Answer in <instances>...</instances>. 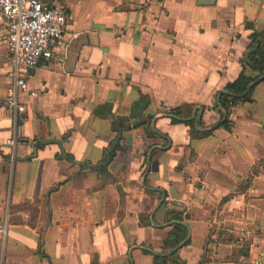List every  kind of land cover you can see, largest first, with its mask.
Instances as JSON below:
<instances>
[{
  "label": "crops",
  "instance_id": "0c3cea01",
  "mask_svg": "<svg viewBox=\"0 0 264 264\" xmlns=\"http://www.w3.org/2000/svg\"><path fill=\"white\" fill-rule=\"evenodd\" d=\"M43 1L67 6V31L53 58L28 72L16 122L5 106L12 80L0 16V264H155L173 210L188 216L189 243L178 251L186 264H264V80L231 108L230 129L194 136L184 118L167 116L190 105L203 107L204 127L221 120L218 94L243 72L264 0ZM82 34L89 42L67 71ZM142 95L150 104L132 117ZM157 116L166 138L151 128ZM8 204L38 213L12 218Z\"/></svg>",
  "mask_w": 264,
  "mask_h": 264
},
{
  "label": "built area",
  "instance_id": "2783aa9c",
  "mask_svg": "<svg viewBox=\"0 0 264 264\" xmlns=\"http://www.w3.org/2000/svg\"><path fill=\"white\" fill-rule=\"evenodd\" d=\"M0 16L8 28L9 76L12 80L5 106L16 122L22 109L20 94L29 92L28 72L41 62L53 58L67 31L68 8L65 5L52 6L43 0H0ZM19 143L16 135L7 140V144L12 147L11 165L15 163V151ZM6 226L7 222L0 228L3 240L7 234Z\"/></svg>",
  "mask_w": 264,
  "mask_h": 264
},
{
  "label": "trees",
  "instance_id": "16d2710c",
  "mask_svg": "<svg viewBox=\"0 0 264 264\" xmlns=\"http://www.w3.org/2000/svg\"><path fill=\"white\" fill-rule=\"evenodd\" d=\"M241 64L243 67V72L234 82L228 84L225 89L235 95L243 94L248 89L251 83H253L256 79L264 75V29L254 30L253 33L250 35V44L241 59ZM255 87L253 88L252 92L249 95L243 98L232 97L228 94L222 95L221 105L227 110L228 119L220 127H223L226 129L231 128L232 126V121L230 120L231 108L233 106L251 101V96H252V93ZM149 104H150V98L148 96L142 95L140 100L133 104L131 116L141 117V112L144 109H146L149 106ZM193 109H194V106L186 105L180 108H176L172 110L170 113L174 114L176 117H178L181 120L183 118L190 117ZM152 119L153 118L150 117L148 120L143 122V124L149 126ZM122 121L124 120L119 119V124L122 123ZM174 121H177V120L175 119ZM186 123L191 127V131L194 136H207L211 132V131H208V132L196 131L194 121H188ZM117 124H118V121L116 125ZM148 135L150 137H157V134L152 132L150 129L148 131ZM251 177H249L248 180H250ZM28 205L29 204H26L23 207L12 206L10 208V217L13 218L14 216L15 217L23 216V214L28 212V210H30L31 213L33 212V215L38 213L37 209H35L31 205L29 206ZM187 220H188V216L186 213L182 211H175V210L171 211L170 222H173V223L170 225V233L168 237L163 241L162 252L152 253L154 256L155 264H186L179 257V254H178L179 250H177L176 252L168 256H163V255L177 248L186 239L187 234H188V229L182 223ZM141 223L143 225L149 224L150 223L149 218L147 216H144V218L141 219ZM188 243L189 242H187L186 245Z\"/></svg>",
  "mask_w": 264,
  "mask_h": 264
},
{
  "label": "water",
  "instance_id": "95a60500",
  "mask_svg": "<svg viewBox=\"0 0 264 264\" xmlns=\"http://www.w3.org/2000/svg\"><path fill=\"white\" fill-rule=\"evenodd\" d=\"M217 0H199V5L201 6H211V5H214L216 3ZM89 39H90V36L89 35H85V34H82L81 36H79V38L73 40L70 44H69V47H68V52H67V62H66V70L67 71H71L75 64L77 63L78 59H79V54H80V51H81V48L84 44H86L87 42H89ZM264 80V75L259 77L258 79H256L253 83L250 84V86L248 87V89L243 93V94H240V95H235V94H232L230 91L228 90H222L219 94H218V98H217V105L221 111V114H222V118L221 120L217 123V124H214L212 126H209V127H204L203 126V123H202V114L204 112V109L203 107H196L194 109V112L192 114L191 117L189 118H184L183 120L184 121H194L195 122V130L198 131V132H208V131H212L218 127H220L223 123H225L228 119V112L227 110L221 105V97L222 95L224 94H228L232 97H238V98H243V97H246L247 95H249L253 88L260 82H262ZM167 116L171 117V118H174V119H179L178 117H176L174 114H168ZM159 117H155L151 123V128L152 130L155 132V133H158L159 135H161L162 137L166 138L165 136H163L162 134H160L157 129H156V120L158 119ZM122 136V129L119 128L118 129V134H117V137L115 140L112 141L111 143V148L109 150H106L105 151V157H106V160L107 162L110 161V157H111V153L113 152V150L116 148V146L118 145L119 141H120V138ZM45 143H54V144H58L62 150L63 153H65V149L63 148V144L60 140H48V141H45ZM154 148H157V149H163L161 148L160 146H157V147H154ZM154 148H152L148 154V158H147V169H146V175L147 176V173L149 172V168H150V161H151V154L154 150ZM107 162H102V165H105ZM162 194H163V199H162V203L165 199V193L163 191H161ZM153 219V218H152ZM153 224H155V222L152 220ZM173 223V222H172ZM187 229H188V235L186 237V239L177 247L175 248L174 250H172L171 252L167 253V254H164L163 256H168V255H171L172 253L176 252L177 250H179L182 246H184L187 241H188V238H189V226L186 222H183L182 223Z\"/></svg>",
  "mask_w": 264,
  "mask_h": 264
},
{
  "label": "rangeland",
  "instance_id": "374dc122",
  "mask_svg": "<svg viewBox=\"0 0 264 264\" xmlns=\"http://www.w3.org/2000/svg\"><path fill=\"white\" fill-rule=\"evenodd\" d=\"M67 7V6H66ZM218 98V97H217ZM221 117H222V115H221ZM12 206L10 205V204H8V212H9V214H10V208H11ZM2 228V227H1Z\"/></svg>",
  "mask_w": 264,
  "mask_h": 264
}]
</instances>
